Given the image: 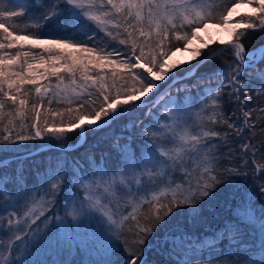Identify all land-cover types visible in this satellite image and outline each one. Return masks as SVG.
I'll list each match as a JSON object with an SVG mask.
<instances>
[{
  "label": "snow or ice",
  "instance_id": "snow-or-ice-1",
  "mask_svg": "<svg viewBox=\"0 0 264 264\" xmlns=\"http://www.w3.org/2000/svg\"><path fill=\"white\" fill-rule=\"evenodd\" d=\"M240 3L251 7L252 13L233 25L235 39L221 41L218 52L201 58V50L191 48L193 41L204 44L198 33L207 30L210 23L215 27H227ZM240 3L232 0L231 5L218 10L220 5L209 3V0H10V3L0 0V29L3 30L0 32V153L20 152L26 142L44 140L45 136L56 140L65 137L63 119L62 127L55 124L50 127L47 118L41 125L37 104H43V87L44 93H51L47 100L49 105L55 99L58 104L67 106L64 112L54 113L60 117L67 113V131L79 130L81 140L102 133L100 138L111 139L112 151L118 158L111 169L107 166L80 168L74 164L76 171L72 173L71 185L76 188L68 184L67 169L59 163L50 166L46 174L38 172L39 185L28 188L23 182V159H31L32 153L12 158L21 161L15 174L7 173L0 178V208L3 209L0 221L6 218V225L0 224V231L9 233L7 242L0 243V249L9 254L4 257L5 261L31 264L32 252L50 237L57 245L69 246L74 239V227L89 218L102 226L104 236L109 239L102 264H121L114 258L121 250L126 253L123 264H147L143 253L152 243L148 238L161 225L165 229L163 244L168 249L167 254L181 256L178 248L184 252L175 264H187L191 259L187 256L190 251L197 253L207 249L211 256L221 239H228L230 245L238 243L239 224L225 220L219 232L200 241L187 233L181 224L173 225V221L180 218L181 222L195 223L205 206H211L218 195L216 189L223 184L233 190L232 196L243 190V199L235 214L241 223L253 229L257 240L256 245L244 246L243 255H238L237 249L232 247L229 256L233 259L227 264H264V207L257 213L254 193L245 187L247 161L242 156L241 167H227L220 172L218 161L224 155L222 149L228 145L218 141L229 134L225 132L222 137L220 131L209 126L222 125L233 129L241 141L247 139L245 129L251 133L255 128V124L248 123L254 109L243 111L245 100L241 95L250 97L242 75L246 72L254 74L261 81L260 92L264 94V70L259 67L264 63V51H261L264 45L249 53L242 39L246 38V30H264V0H240ZM17 17L34 21L25 24L24 28L36 31L20 29L13 20ZM17 32L24 34H15ZM100 32L112 40L120 37L118 43L123 49L101 46L98 43ZM24 42H29L31 47H26ZM42 45L52 47L35 54L33 48ZM57 46L92 53L94 58L56 51ZM13 49L15 51H11ZM177 51H192L193 60L201 59L195 64L187 62V69L181 65L182 74L176 73L173 71L176 65H169L168 61ZM225 55L235 60L227 72L209 66V71L200 73V69L215 56ZM36 61L47 65L39 75L45 79L54 77L55 84L37 85L33 64ZM117 64L127 68L128 72L121 75L104 71L107 65ZM166 79L167 84L157 83ZM184 79L195 80V97L191 95V87L184 89V99L179 98L180 88L176 89L177 95L172 94L176 82ZM214 79L219 81L215 86L211 85ZM24 85H35L39 96L31 109L36 120L30 124L24 122L29 97L27 90L22 92ZM90 88L96 91H89ZM222 89H227V98L237 102L243 111V124L232 117L225 118L220 110L221 104L217 101L223 99ZM93 96L100 102L92 99ZM145 97L147 99H143ZM8 102L13 110L5 112ZM74 104L75 108L72 107ZM161 104L164 113L155 115L152 109L155 107L158 111ZM209 109L211 115L205 119L203 114ZM260 111L264 112V108ZM142 115L150 118L149 124H144ZM17 117L20 118L19 125L15 123ZM117 125L120 134H116ZM137 128L139 135L144 137L139 155L134 148L135 137L131 134ZM149 128L152 129L150 132ZM125 132L130 134L124 135ZM72 147L75 149L76 146ZM241 149L244 155L250 152L255 158L257 149L250 143H241ZM228 156L231 158V149ZM253 163H256L255 159ZM3 164L8 165L9 160H4ZM261 168L264 166L257 165L254 175ZM178 172L183 173L182 183L175 182ZM9 183L14 190L8 188ZM160 184H164V189L159 193L153 191L149 199L146 190H154ZM259 191L264 194V184L259 185ZM38 192L43 193L39 199ZM61 195L63 202L58 203L57 198ZM165 195L170 199L162 202L161 196ZM118 200L132 205L133 213L117 219L112 205ZM140 204L149 205V211L142 213L144 223H140L135 214ZM61 207L70 221L66 222L65 217L58 214ZM176 209L180 211L165 223ZM129 219L135 222L134 227L129 228L131 240L124 232L125 222ZM170 226L171 230H168ZM60 233L64 234L63 240ZM67 248L71 250L70 246ZM219 264H225V261L221 260Z\"/></svg>",
  "mask_w": 264,
  "mask_h": 264
},
{
  "label": "trees",
  "instance_id": "trees-1",
  "mask_svg": "<svg viewBox=\"0 0 264 264\" xmlns=\"http://www.w3.org/2000/svg\"><path fill=\"white\" fill-rule=\"evenodd\" d=\"M237 3H240V0H236ZM10 3V0H9ZM209 3L219 4L220 9L226 5H231L232 0H209ZM243 4V3H240ZM245 16H239L236 18V22H240L241 18ZM16 24L19 26L20 29H24L25 32H34L35 29H25V24L33 23L34 21L29 20L27 17H17L13 18ZM3 30L0 29V32ZM115 32V30H113ZM238 31H245L243 29H238ZM237 31V32H238ZM15 34H24L23 32H17ZM46 38V37H45ZM120 37H117L116 40H112L110 37L105 36L103 32L98 34V43L101 46H107L108 48L116 47L118 49H123V46L118 43ZM235 37L233 38V40ZM245 44L246 50L252 51L264 44V30H246V38H242ZM26 47H31L30 43H26ZM52 47L50 45H42L37 48H33V52L35 54H39L43 48ZM68 48V49H67ZM221 48V45L213 44L208 45L207 47L201 49V53L203 55L209 53L218 52ZM56 51H60L63 53H70L73 56H88L94 58V54L92 53H85L77 52L75 49L70 47H61L57 46ZM15 51V49L11 50ZM46 55V54H45ZM199 58V59H201ZM199 59L194 60L192 63H198ZM235 63L234 58L225 55L215 56L213 59L209 61L208 65H205L203 68L200 69V73H204L209 71V66L214 68L217 71L227 72L228 66L230 64ZM34 67L37 73V85H49L55 84V78L50 77L45 79L43 76L39 75L47 68V65H40L38 61L33 62ZM182 64H177L174 68V72L181 73ZM92 66L91 64L89 65ZM189 65H183L184 69H187ZM260 69L264 70V63L259 65ZM99 71V69L97 70ZM105 72L111 73L115 71L118 74L125 75L128 72V69L117 64L116 66L107 65L104 68ZM138 71H143L139 69ZM95 75V73H93ZM169 75H172L170 72ZM118 79V77H117ZM242 81L246 85V91L249 93L250 99H247L241 95V99L245 100V104L242 106L243 111H251L250 117H248L249 124H255V128L251 133L245 129V136L248 137L247 139L241 141L239 136L235 135L233 129H227L222 125H209L210 127L216 128L220 131L221 136L224 137V133L227 132L229 136L224 137L222 141H218L220 143H227L228 147L223 148L222 151L224 155L218 161V169L220 172L227 167H241V157L243 156V160L247 161L246 166H244V170L248 173V179L246 181L245 187L251 189L252 193H254V207L259 212L261 207H264V194L259 191V185L264 184V168H261L259 172H256L254 175V169L257 165L264 166V112H261L260 109L264 108V94H261V81L253 74L249 75L247 72L242 75ZM67 83V81H65ZM218 79H214L211 81V85L215 86L218 84ZM110 83V81H109ZM161 83V82H157ZM167 79L162 82V84H167ZM195 80L194 79H184L178 80L175 86L172 88V94L175 96L177 95L176 89L180 88L181 91L179 92V98L184 99L186 97V92L184 91L185 88L191 87V95L195 97L197 95V88L194 87ZM35 85H24L22 88V92L27 90L29 92L28 97V104L26 106L25 111V118L24 122L26 124H30L35 122L36 117L35 114L32 112V104L39 99L38 94L35 91ZM201 89L204 88V85L201 84ZM89 91L95 92V88L88 89ZM41 92L44 95L43 104H37V110L41 113V125L43 126V121L45 118L48 120V125L51 127L55 124L56 127H62L61 120L63 119V127L66 128L68 115L65 112L63 117L55 116L54 113L56 111L64 112L66 109V105L58 104L56 100H53V103L49 105L47 103L48 98L51 96V93H44L43 87L41 88ZM151 95V94H150ZM221 96L223 97L222 101H217L221 104V111L223 112L225 118L232 117L233 120H236L238 123L243 124V120L245 117L243 116V111L240 110V107L237 106V102L234 100H229L227 98V89L221 90ZM92 99H96L97 103L100 100L93 96ZM147 99V97H146ZM18 106V105H17ZM73 108L76 105H72ZM13 108L11 106V102L6 104L4 111H12ZM83 111V110H82ZM165 109L161 104V107L157 111L154 107L152 112L155 115H162ZM52 113V115H49ZM235 113V116L232 114ZM205 119L207 116L211 115V109H209L204 114ZM195 118V117H194ZM141 119L144 121V124L150 123V118L148 116H141ZM7 121V117H5V123ZM15 123L19 125L20 118L17 117ZM17 130H19L17 128ZM152 129L149 128L148 131L150 132ZM78 130L67 131L65 129V137L61 140H56L45 136L44 140H36V141H29L26 142L25 146L22 148L20 152H7V153H0V163L4 160H10L8 165L0 164V178H3L5 174L11 173L15 174V170L17 165L20 164V160H13L12 158L15 157H24L28 152H34L44 146H46V142L48 145H55L56 147H50L46 150H43L33 156L31 159H23V169H24V180L23 182L27 185L28 188H35L40 183V179L37 176V173L46 174L49 171L50 166H56L57 163L61 164L63 167L67 169L68 175V184L71 185V181L73 179L72 173L76 171L73 167L74 164H78L80 168H88V167H103L107 166L109 169L113 168L117 164V155L115 152L112 151V141L111 139L102 140L100 137L102 133H97V135L92 136L89 135L86 137L85 141L77 146L80 143V137L78 135ZM140 129L137 128L131 133L134 139V148L137 155L140 154V149L143 144L144 137L139 135ZM116 134H120V126H116ZM130 133L125 132L124 135H129ZM232 137H235L234 139ZM121 144L124 141L120 142ZM241 143H250L251 146L257 149V153L255 158L252 157L251 153L244 155L241 149ZM76 146L73 149L72 146ZM58 146L64 148H72V149H61ZM229 149H231V158H229L228 153ZM253 159H255L256 163H253ZM183 175L182 172H178L176 176V183H182L180 177ZM72 187L76 188V185H71ZM8 188L14 190V186L9 183ZM164 189V184H160L156 189H147V196L150 199L153 191H160ZM232 189L225 187L221 184L217 189L216 192L218 193L216 199L212 202L211 206L206 205L202 216L195 222H181L180 218H177L173 221V225L181 224V227L189 233L192 237L198 238L200 241H203L205 238L213 237L214 233L219 232L224 225V221L228 220L234 224H239V236H238V243L236 245H230L228 239H221L217 244V251L212 252L211 256L209 250L205 249L197 253L188 252L187 256L191 257L187 261V264H219V261H225L227 264L228 261L232 260L233 258L229 256V251L232 247L237 249L238 255L245 254L244 246H253L257 244L256 235L253 232V229L249 227L245 223L240 222V217H238L235 213L240 204V201L243 199V190L238 191L236 196H232ZM43 193H37V199ZM165 199H170V196H161L162 202ZM58 203L63 202V195L57 198ZM203 203V201H201ZM3 209L0 208V212ZM112 211L116 212V218L120 219L122 215H130L133 213V206L126 203L125 200H118V202H114L112 205ZM149 211L148 204H140L135 209V214L137 215L140 223H144L142 218V213H146ZM180 211V209H176L173 211L172 216L168 217L165 220V223L168 220H171L173 216H176V213ZM59 215L64 216L66 222L70 221V218L66 216V210L61 207L60 211L58 212ZM20 215H23V211L20 212ZM39 223V222H38ZM0 224L6 225V218L3 221H0ZM135 222L129 219L125 222L124 225V232L127 239L131 240V233L129 232V228L134 227ZM169 227L168 230H171ZM73 236L74 239L72 240L71 250L69 251L66 244L57 245L54 238H48L43 241L40 245L36 247V249L32 252L31 256L29 257L31 264H102V261L105 259L106 253L105 249L109 245V239L104 236L102 231V226H100L95 220L89 218L83 221L80 226L74 227L73 229ZM9 233L5 231H0V243H6ZM165 235V229L163 225L158 228L154 233L153 236L149 237V241L152 243L145 248L144 250V258L147 260V264H175L176 261L180 260L184 255L182 249L178 248L177 250L181 251V256H169L167 254L168 249L163 244V237ZM59 237L61 240L64 238V234L60 233ZM77 239V240H76ZM187 239V237H186ZM9 255L6 251L0 249V264H9V262L4 260V257ZM15 255V253H13ZM126 256L122 250L120 251L119 255L114 257L115 259L119 260L121 264H123V258ZM11 259V257L9 258Z\"/></svg>",
  "mask_w": 264,
  "mask_h": 264
},
{
  "label": "rangeland",
  "instance_id": "rangeland-1",
  "mask_svg": "<svg viewBox=\"0 0 264 264\" xmlns=\"http://www.w3.org/2000/svg\"><path fill=\"white\" fill-rule=\"evenodd\" d=\"M242 7H243V9H241ZM241 12H243V13H241ZM251 13H252L251 7H247L244 4H240V7L237 9V12L233 15L232 19H230L227 27H223V26L222 27H215L210 23L207 27V30H202L198 33L200 40L204 41V44L202 45V44L198 43L197 41H193L191 48L201 50V49L207 47L208 45H213V44L221 45L220 44L221 41L233 40V38H234V36H233V31H234L233 25L235 23H237L236 18L239 16H247V15H250ZM235 31H238V29H235ZM26 43H29V42H26ZM221 47H222V45H221ZM64 48H66V47H64ZM83 54H85V53H83ZM190 55H191L190 61L193 62L194 60H193L192 51H190ZM84 57H91V55L88 56V54H87V56H84ZM197 59H199V58H197ZM168 63H169V65H177V64L189 65L188 63H181L180 61L176 60L174 58V55L171 56V59H169ZM143 99H146V97ZM50 147H56V146L55 145H48V142H46V146H44V147H42L36 151L40 150V152H41V151L48 149ZM58 148H62V147L58 146ZM161 191L162 190L157 191V193H159Z\"/></svg>",
  "mask_w": 264,
  "mask_h": 264
},
{
  "label": "bare ground",
  "instance_id": "bare-ground-1",
  "mask_svg": "<svg viewBox=\"0 0 264 264\" xmlns=\"http://www.w3.org/2000/svg\"><path fill=\"white\" fill-rule=\"evenodd\" d=\"M231 19H232V18H231ZM263 45H264V44H263ZM260 47H261V46H260ZM260 47L254 49V50H257V49H259ZM254 50L249 51V53L253 52ZM261 51H264V49H262ZM190 57H191V55H190V51H187V52H185V51H178V52H176V53L174 54V58H175L176 60L180 61L181 63H187V62H189V61H190ZM81 141H82V140H80V143H79L77 146H79V145L82 144ZM61 149H72V148H64V147H62ZM45 150H46V149H45Z\"/></svg>",
  "mask_w": 264,
  "mask_h": 264
},
{
  "label": "water",
  "instance_id": "water-1",
  "mask_svg": "<svg viewBox=\"0 0 264 264\" xmlns=\"http://www.w3.org/2000/svg\"><path fill=\"white\" fill-rule=\"evenodd\" d=\"M84 141H85V140H82L81 143H83ZM39 152H40V150H39V151L32 152V156L35 155V154H37V153H39ZM24 156H25V155H24ZM9 161H10V160H9ZM0 164H3V162L0 163Z\"/></svg>",
  "mask_w": 264,
  "mask_h": 264
},
{
  "label": "built area",
  "instance_id": "built-area-1",
  "mask_svg": "<svg viewBox=\"0 0 264 264\" xmlns=\"http://www.w3.org/2000/svg\"><path fill=\"white\" fill-rule=\"evenodd\" d=\"M241 9H243V7ZM241 13H243V12H241Z\"/></svg>",
  "mask_w": 264,
  "mask_h": 264
}]
</instances>
